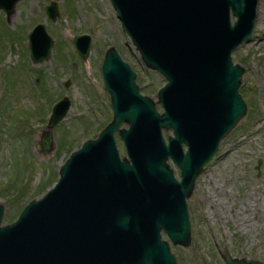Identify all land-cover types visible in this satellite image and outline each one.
<instances>
[{"label": "water", "instance_id": "water-1", "mask_svg": "<svg viewBox=\"0 0 264 264\" xmlns=\"http://www.w3.org/2000/svg\"><path fill=\"white\" fill-rule=\"evenodd\" d=\"M19 1L0 0L8 20ZM58 1L46 6L52 21L60 14ZM112 2L144 64L167 80L158 92L164 112L141 93L119 50L109 47L102 72L113 119L70 154L54 186L15 221L2 225L0 203V264H178L163 230L173 244L191 245L187 199L223 138L247 114L240 92L245 68L234 64L232 53L251 41L259 0ZM28 41L33 64L50 59L55 42L44 23ZM73 42L87 59L92 37L79 34ZM70 107L68 96L54 104L42 149L52 148V130ZM163 128L173 130L168 142ZM224 258L222 264H264L233 257L227 248Z\"/></svg>", "mask_w": 264, "mask_h": 264}, {"label": "rangeland", "instance_id": "rangeland-1", "mask_svg": "<svg viewBox=\"0 0 264 264\" xmlns=\"http://www.w3.org/2000/svg\"><path fill=\"white\" fill-rule=\"evenodd\" d=\"M53 0H21L8 20L0 11V203L5 206L3 224L16 219L31 200L41 197L59 177V170L72 151L88 139L97 138L113 119L110 95L105 87L102 63L114 46L137 73L143 94L151 96L158 110L159 89L167 82L143 62L123 27L112 0H59L56 21L46 6ZM264 0L250 42L232 53L234 64L245 68L240 91L247 102L244 118L220 143L218 152L205 165L187 199L192 228L188 247L173 244L178 264L226 263V248L233 257L264 262ZM234 22L235 17L232 16ZM263 21V24H262ZM44 23L54 38L51 57L33 64L28 33ZM79 34L92 37L83 59L73 42ZM64 96L71 100L66 116L53 128V146L42 149L53 105ZM122 126H127L122 124ZM121 126V127H122ZM168 136L173 130L163 128ZM121 155H126L116 132ZM187 149L186 145H184ZM176 176L181 170L169 159ZM259 166V168H258ZM259 198L260 214L244 202L249 194Z\"/></svg>", "mask_w": 264, "mask_h": 264}, {"label": "bare ground", "instance_id": "bare-ground-1", "mask_svg": "<svg viewBox=\"0 0 264 264\" xmlns=\"http://www.w3.org/2000/svg\"><path fill=\"white\" fill-rule=\"evenodd\" d=\"M263 15H264V10H263ZM262 24H263V21H262ZM244 205L247 208H251V210H253L256 215L260 214L261 212L259 198L253 193L248 195V197L246 198L244 202Z\"/></svg>", "mask_w": 264, "mask_h": 264}, {"label": "trees", "instance_id": "trees-1", "mask_svg": "<svg viewBox=\"0 0 264 264\" xmlns=\"http://www.w3.org/2000/svg\"><path fill=\"white\" fill-rule=\"evenodd\" d=\"M22 209H23V208H22ZM22 209H21V210H22ZM21 210H20V211H21Z\"/></svg>", "mask_w": 264, "mask_h": 264}]
</instances>
